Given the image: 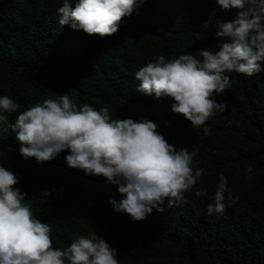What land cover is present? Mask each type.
<instances>
[{"label":"trees","instance_id":"obj_1","mask_svg":"<svg viewBox=\"0 0 264 264\" xmlns=\"http://www.w3.org/2000/svg\"><path fill=\"white\" fill-rule=\"evenodd\" d=\"M61 4L0 0V95L20 105L2 113L0 164L19 178L15 187L33 215L51 225L53 247L96 232L117 250L119 264H264V71L231 73L232 88L215 97L226 111L195 129L171 110V97L136 90L135 72L148 61L182 53L201 58L200 49H216L227 39L217 37L218 22L239 10H223L217 0H140L115 34L101 37L60 26ZM64 94L78 108L107 106L112 119L148 118L177 149L198 148L194 163L204 174L186 202L132 221L109 203L121 198L117 186L67 167V150L41 164L23 158L9 125L25 109ZM221 174L239 199L223 214H208ZM199 189L206 194L195 195Z\"/></svg>","mask_w":264,"mask_h":264},{"label":"clouds","instance_id":"obj_2","mask_svg":"<svg viewBox=\"0 0 264 264\" xmlns=\"http://www.w3.org/2000/svg\"><path fill=\"white\" fill-rule=\"evenodd\" d=\"M140 0H62L57 8L60 26L101 37L118 31L123 17L130 16ZM223 10L238 9L235 18L218 22L216 49H200L199 57L182 53L174 59L164 55L150 60L135 72L137 91L155 98L173 99L171 110L183 114L193 129L206 124L228 105L216 95L232 88L233 72L252 76L264 71V0H217ZM20 105L0 95L2 113L16 112ZM19 142V154L34 157L37 164L57 158L62 151L66 166L86 175H102L117 186L119 200H110L114 211L132 221L146 219L156 210L164 212L186 202L204 174L195 166L198 148H176L157 131L148 118L112 119L107 106L89 104L79 108L69 95L45 99L20 112L9 125ZM210 128L203 127L205 134ZM249 165L247 174L251 175ZM19 178L0 164V264H119L117 250L96 232L77 236L67 247H53L51 225L33 215ZM206 194L203 189L195 195ZM213 203L207 213L223 214L239 199L221 174Z\"/></svg>","mask_w":264,"mask_h":264}]
</instances>
